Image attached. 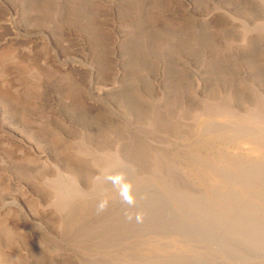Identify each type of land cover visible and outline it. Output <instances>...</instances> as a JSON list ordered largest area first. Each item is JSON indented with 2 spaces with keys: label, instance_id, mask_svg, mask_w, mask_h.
Masks as SVG:
<instances>
[{
  "label": "rangeland",
  "instance_id": "obj_1",
  "mask_svg": "<svg viewBox=\"0 0 264 264\" xmlns=\"http://www.w3.org/2000/svg\"><path fill=\"white\" fill-rule=\"evenodd\" d=\"M0 264H264V0H0Z\"/></svg>",
  "mask_w": 264,
  "mask_h": 264
}]
</instances>
